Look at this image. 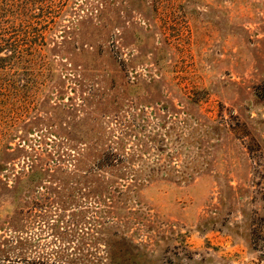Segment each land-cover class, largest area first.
<instances>
[{
    "label": "rangeland",
    "instance_id": "obj_1",
    "mask_svg": "<svg viewBox=\"0 0 264 264\" xmlns=\"http://www.w3.org/2000/svg\"><path fill=\"white\" fill-rule=\"evenodd\" d=\"M0 56L7 259L264 264V0H0Z\"/></svg>",
    "mask_w": 264,
    "mask_h": 264
},
{
    "label": "trees",
    "instance_id": "obj_2",
    "mask_svg": "<svg viewBox=\"0 0 264 264\" xmlns=\"http://www.w3.org/2000/svg\"><path fill=\"white\" fill-rule=\"evenodd\" d=\"M3 45H6L4 47V50L7 49V47H11L13 50V45L11 42H4ZM10 51V50H9ZM1 59L6 56H0ZM28 240L26 238H23L21 236H7L6 238L0 239V264H83L82 262H76L72 260L71 252H67V247H60L57 246V249H51L52 252H49V256L44 255L41 256L40 253L38 256L32 257V258H23V261H21V258H18L16 260H9L7 259V251L9 249H15L17 248V245H25ZM29 244V242L27 243Z\"/></svg>",
    "mask_w": 264,
    "mask_h": 264
}]
</instances>
